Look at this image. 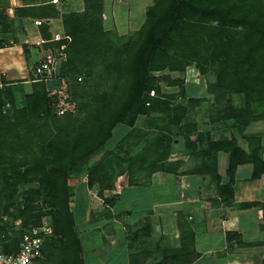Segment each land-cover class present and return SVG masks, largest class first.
Returning a JSON list of instances; mask_svg holds the SVG:
<instances>
[{"label":"trees","instance_id":"1","mask_svg":"<svg viewBox=\"0 0 264 264\" xmlns=\"http://www.w3.org/2000/svg\"><path fill=\"white\" fill-rule=\"evenodd\" d=\"M20 1L17 13L40 20V49L57 52L64 43L65 57L49 79L29 74L31 90L25 92L21 107L15 104L13 83L25 79H0V215L8 213L12 220L23 222L20 231L12 232V223L0 218L3 252L18 250L23 234L48 216L43 248L50 260L81 264L69 176L86 172L88 187L98 185L102 191L113 188L125 173L129 184L145 183L160 170L175 173L181 160L163 166L179 142L171 125L179 129L185 150L201 157L200 165L187 173L212 177L224 200L233 198L238 165L251 163L252 179L264 174L261 135L243 134L252 123L264 120V0H154L143 25L125 36L104 28L103 0H83L81 11L62 13L51 0ZM59 16L65 38L56 41L48 22ZM2 41L0 48L5 45ZM191 65L199 74L214 73L210 89L222 109L210 121L213 126L228 123L229 137L214 138L195 121L183 122L198 98L174 101L177 96L186 98V88L184 78L171 73ZM161 82L179 90L164 93ZM59 104L68 106L62 114L57 113ZM151 113L162 117L149 118L145 128L135 125L137 118ZM162 119L166 122L159 127ZM119 123L129 130L115 148L91 162ZM216 128L220 132L227 127ZM235 132L243 136L245 146L238 143ZM220 151L228 154L224 182L218 173ZM260 228L264 230V224ZM226 236L243 247L261 244L241 242L233 231Z\"/></svg>","mask_w":264,"mask_h":264},{"label":"crops","instance_id":"2","mask_svg":"<svg viewBox=\"0 0 264 264\" xmlns=\"http://www.w3.org/2000/svg\"><path fill=\"white\" fill-rule=\"evenodd\" d=\"M51 2L60 13L81 11L84 5L83 0ZM21 3L20 0H0V40L5 43L0 48V79L2 76L7 81L25 79L22 83L28 92L32 82L29 74L33 71L32 63L42 37L32 17L17 13ZM153 3L151 0L135 16L131 7L106 9L103 0V26L118 36L134 34L143 25L147 8ZM48 25L51 35L64 36L61 16L50 18ZM4 28L8 32H2ZM22 43L26 53L22 62L28 63V70L17 69L9 62L12 53L5 52ZM29 51L32 57L28 56ZM171 76L174 77L172 73ZM165 87L175 86L166 84ZM161 90L176 92L175 89L164 90L162 84ZM222 133L225 129L220 131ZM261 143L264 158V138ZM175 155L182 160L175 173L160 170L145 183L129 184L123 174L113 188L103 190L102 194L89 188L84 178L72 184L74 194L70 208L75 212L74 231L80 243L81 264H260L264 257L261 246H239L236 240L227 239L226 232H235L241 242H254L249 234L259 232L257 240H261L264 248V230L260 228L264 224V183L259 184L264 174L252 179V164L238 165L232 185L233 198L224 200L218 184L212 183L208 176L187 173L200 165L199 155L189 154L180 142L173 145L169 160ZM217 160L218 173L224 182L228 154L220 151ZM239 176L248 184L237 188ZM249 201L257 204L248 208L238 206ZM42 253L43 257L34 264H55L45 248ZM255 253L257 256H253Z\"/></svg>","mask_w":264,"mask_h":264},{"label":"rangeland","instance_id":"3","mask_svg":"<svg viewBox=\"0 0 264 264\" xmlns=\"http://www.w3.org/2000/svg\"><path fill=\"white\" fill-rule=\"evenodd\" d=\"M150 2H151V0H129V1L128 0H105V6H106V9L113 7L116 10L123 9L125 7L126 8L131 7V10L135 13V16H138L141 9H143L144 6L149 5ZM23 43L18 45L17 47H13L11 49L5 50V52L9 51V54L12 53L9 62H12V64L17 66V69L24 68V70L25 69L28 70L29 69L28 63L22 62L24 57H25L24 56L25 51L23 50ZM40 48L42 49V44H39V46H38L39 55L43 51V50L40 51L41 50ZM30 56L32 57V54H30ZM0 61H2V60H0ZM18 67H21V68H18ZM31 68H33V67H31ZM9 69H11V68H9ZM172 75H174V77L183 76L184 77V84H185L184 86L186 88V98H182V97L177 96V97H175L174 101L187 103V97H191L190 95L198 96L197 102L193 103V105H192L193 109L190 110L189 115L187 116V118L185 120H183V122L187 123V122L195 121V123L198 124V127L200 129H202L205 132L213 133L214 135L212 134V136L214 138L223 137L225 135L227 137H229L230 135H232V130L230 128H228L229 127L227 125L228 123L218 122L213 126L214 123H212L210 121V117L217 115L216 112L217 111L219 112L222 109V105L217 104L215 102L214 95L211 93V89H210V85L214 82V73L211 71V72L206 73L204 75L199 74L196 66L191 65V66H188L184 72H174V73H172ZM25 78H27V77H25ZM16 79H20V78H16ZM13 80H14L13 78L10 79V81H13ZM161 84H162L164 90L170 91L172 89H175L176 92L179 90L178 86H175L174 88H171V87L168 88V87H165L166 86L165 82H161ZM13 85H14L13 89H14V95H15V104H16V106L21 107L22 105H24V94H25L26 88H24L23 83L19 84V83L15 82V83H13ZM63 90H64L63 88H60L62 95L64 97H66L67 94H66V92L63 93ZM233 101L235 103H238L239 97L237 95H234ZM60 105L61 104H59V106ZM62 106L65 107V109H67V107H68L66 104H62ZM159 117H162V116H159V113H151V114L146 115V116H140L139 118L136 119L135 125L139 128H145L147 126L149 118L157 119ZM165 122H166V120L162 119L161 123L159 124V127L161 125H163ZM217 124H220L221 126L227 127L225 129L224 134L223 133L220 134L219 131H215L216 129H218V128H216ZM170 128H171V131L173 132V137H175V140H179L180 144H182V146H183V137L181 135H179V133H180L179 129L174 128L172 125ZM128 130H129V127L125 123L117 124L113 128L112 137L107 141V143L101 149V152L98 153L97 155H95L91 159L92 160L91 162L98 159L101 156V154L103 152H105L106 150L115 148V143L117 142V140L121 136H123ZM243 134H245V135L246 134H248V135H250V134L261 135V137H262L261 139L263 140V138H264V120L252 123L248 128H246L244 130ZM235 136L237 137L238 143H240V145L245 146L247 144V142L244 140L243 136H240L236 132H235ZM176 137H177V139H176ZM179 156L181 157L182 155H179ZM172 157H174V158H172V159L170 158V160H169V158H167V160H165L163 162L164 167H167L169 164L180 159V158H178L177 155L172 156ZM217 165H218V161H217ZM85 176H86V172L70 175L68 178L70 188L72 189V184L76 183V182H80L82 178H84V182H86ZM120 176H118L116 178V180H118L119 178L122 177V176L121 177ZM124 177H128L127 173L124 174ZM203 177H205V176H203ZM207 178L210 181H212V183H214V179L212 177L208 176ZM261 181L262 182H260V180H259L260 185L262 183H264V177H263V179H261ZM243 184H248V181L244 180L242 176H239L237 179V188H239L240 185H243ZM91 189H94L96 194H100L103 191V190L102 191L100 190L101 188L98 185L94 186ZM72 191H73V189H72ZM73 194L71 195V197L73 196ZM0 218H1V221H9L10 223H12V226H10L12 232H18L22 229L21 226H22L23 222L21 221V219H17L14 221V220H12L11 215H9L8 213L5 214L4 216L0 215ZM41 221L43 224L44 223L47 224L49 222V217L43 216V219H41ZM249 235L251 237L253 236L251 239H255V241H259V242L261 241V240H257L260 237L259 232H256L254 234H249ZM262 241L264 242V240H262ZM260 243L261 244L259 246H261V251H262L264 248L262 246V242H260ZM0 247H2L1 243H0ZM262 253L260 252V254H262ZM253 256H257L256 253Z\"/></svg>","mask_w":264,"mask_h":264},{"label":"built area","instance_id":"4","mask_svg":"<svg viewBox=\"0 0 264 264\" xmlns=\"http://www.w3.org/2000/svg\"><path fill=\"white\" fill-rule=\"evenodd\" d=\"M39 19L34 20V24L38 25ZM65 38L59 33L53 35L52 40H60ZM65 44L60 45V49L57 52L52 50H40L42 53L37 56L33 65V74L40 79H49L57 71L58 65L64 59L65 54L63 49ZM80 80V77H78ZM55 90H59L55 89ZM65 111V107L60 106L57 113L62 114ZM49 233V227L47 224L31 227L21 237L19 248L15 252L5 253L0 249V264H34V262L43 257V245L46 235Z\"/></svg>","mask_w":264,"mask_h":264}]
</instances>
